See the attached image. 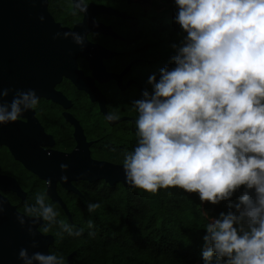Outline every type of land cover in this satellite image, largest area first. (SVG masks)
<instances>
[{
  "label": "clouds",
  "instance_id": "1",
  "mask_svg": "<svg viewBox=\"0 0 264 264\" xmlns=\"http://www.w3.org/2000/svg\"><path fill=\"white\" fill-rule=\"evenodd\" d=\"M175 3V22L187 35L173 45L175 67L161 69L158 81L150 76L152 92L145 90L133 103L139 140L125 155V181L152 193L181 188L212 205L246 186L238 203L205 225L202 258L204 264H264V0ZM64 35L84 43L79 33ZM8 94L0 90V125L15 122L40 101L32 89L17 91L6 103ZM87 207L93 212L100 205ZM25 209L48 225L57 223L43 196ZM19 257L23 264H63L56 254L29 255L27 249Z\"/></svg>",
  "mask_w": 264,
  "mask_h": 264
},
{
  "label": "flooded vegetation",
  "instance_id": "2",
  "mask_svg": "<svg viewBox=\"0 0 264 264\" xmlns=\"http://www.w3.org/2000/svg\"><path fill=\"white\" fill-rule=\"evenodd\" d=\"M156 0H0V90L11 102L32 89L39 104L0 125V198L30 218L43 196L60 228L74 206L88 210L85 167L116 162L125 127L135 124L142 81L152 76ZM59 29L65 56L57 71ZM65 33H79L77 45ZM106 115L113 122L110 123ZM67 165L61 169V165ZM67 177L62 180L61 177ZM69 256V255H68ZM68 256L66 264H68ZM71 256V261H72ZM73 264V262H72Z\"/></svg>",
  "mask_w": 264,
  "mask_h": 264
},
{
  "label": "trees",
  "instance_id": "3",
  "mask_svg": "<svg viewBox=\"0 0 264 264\" xmlns=\"http://www.w3.org/2000/svg\"><path fill=\"white\" fill-rule=\"evenodd\" d=\"M152 26V76L157 81L163 68L175 67L173 45H180L186 37L175 22L178 8L175 0H156ZM138 100L143 92H152L146 77L142 81ZM138 113L134 117L135 121ZM121 147L117 149L116 162L123 164L125 155L138 145L136 123L125 127ZM88 204H99L93 212L74 206L69 235L61 228L42 230L53 236L49 254L63 257L73 254V264H204L202 250L205 246V225L211 217L227 213L229 204L235 205L246 190L237 189L230 200L216 205L201 201L198 193H188L181 188H162L146 192L125 187L121 183L108 185L93 183ZM250 194L255 197L254 190ZM232 211L235 209L232 208ZM89 221L92 227L88 226Z\"/></svg>",
  "mask_w": 264,
  "mask_h": 264
},
{
  "label": "water",
  "instance_id": "4",
  "mask_svg": "<svg viewBox=\"0 0 264 264\" xmlns=\"http://www.w3.org/2000/svg\"><path fill=\"white\" fill-rule=\"evenodd\" d=\"M63 31L64 29H59L57 41V71L59 75L62 69L61 62L66 53L65 42L60 36ZM106 117L110 123L118 122L111 120L107 115ZM84 175L90 182L103 179L110 186L121 183L125 187L135 188L126 183L123 165L91 161L85 167ZM21 218L23 222H21ZM68 219L71 220L69 214ZM40 223V218L20 215L5 200L0 198V264H23L19 257L21 249H27L29 255L33 252L49 254L53 236L42 234L37 229ZM72 255L68 256V264H72Z\"/></svg>",
  "mask_w": 264,
  "mask_h": 264
}]
</instances>
